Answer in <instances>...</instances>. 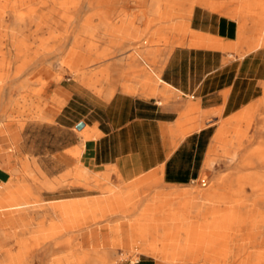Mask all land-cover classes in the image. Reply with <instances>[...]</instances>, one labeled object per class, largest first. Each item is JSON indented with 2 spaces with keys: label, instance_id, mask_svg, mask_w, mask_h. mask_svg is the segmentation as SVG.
<instances>
[{
  "label": "crops",
  "instance_id": "0c3cea01",
  "mask_svg": "<svg viewBox=\"0 0 264 264\" xmlns=\"http://www.w3.org/2000/svg\"><path fill=\"white\" fill-rule=\"evenodd\" d=\"M56 2L25 0L20 5V0H0V41L3 36V41L10 42L17 33L15 28L20 27L15 15L30 6L42 14L37 21L44 30H35L36 25L31 24L27 34L33 30L35 36L50 37V28L66 26L69 20L76 21L75 25L80 20L96 24L93 37L97 44L101 28L109 37L103 44L110 52L97 64L98 76L102 71L108 80L101 88L93 79L87 82L103 96L76 81L49 84L48 113L54 115L60 109L56 123L65 112L75 126L81 121L84 125L65 145L34 152L47 175L27 166L32 178L39 175L40 179L36 185L20 183V201L50 202L55 213L50 210L47 220H54L57 227L44 232L48 243L28 244L25 249L20 245V264H57L58 260L72 264L67 255L77 246L107 251L110 261L121 247L140 253L135 260L127 258L115 264H188L176 262V255L165 250L156 255L143 252L144 248L157 250L153 222L145 223L144 230L126 219L78 226L111 212L102 202L89 205L101 201L106 187H128L127 183L133 182L135 194L144 189L148 198L160 186H191L212 171L224 174L226 193L234 186L245 188L242 201L251 205H243L241 210L248 241L243 257L264 263V0H81L75 19L67 14L74 10L69 7L58 15ZM94 15L96 23L89 21ZM154 35L168 50L159 63L153 56L160 48L148 45ZM137 43L144 44L140 49L153 69L149 70L141 57L132 56L131 45ZM101 55L102 51L88 60ZM7 113L11 114L8 109ZM31 117L48 118L38 111ZM10 118L0 119V132L6 131ZM7 136L16 148L14 131H7ZM17 154L16 149L0 151V170L18 168L20 163L14 164L20 161ZM60 178L82 186L42 199L41 190L52 194V180ZM28 186L36 192L22 188ZM83 186L99 191L85 193ZM120 196L116 192L109 198L113 202ZM125 208L115 204L112 213ZM114 217L116 214L107 218ZM40 227L41 223L31 232L42 235ZM61 255L64 258L57 257ZM163 260L172 262L160 263Z\"/></svg>",
  "mask_w": 264,
  "mask_h": 264
},
{
  "label": "bare ground",
  "instance_id": "6f19581e",
  "mask_svg": "<svg viewBox=\"0 0 264 264\" xmlns=\"http://www.w3.org/2000/svg\"><path fill=\"white\" fill-rule=\"evenodd\" d=\"M24 1L25 0H20V5ZM56 1L58 15H63L64 9L67 7H69L67 9H74L73 11H70L72 14V19H75L79 14V12L75 9L79 8L81 0ZM68 1L69 3H72L71 6L68 4L65 6V2ZM7 4L8 6L9 4L12 6V3ZM36 9L37 8L30 6L26 12L20 10V13L15 15L17 19H20V27L16 28L17 32H20V38L11 37L9 44L10 47H12L16 53L20 55V61L15 63L14 66L16 67L14 68V78L20 74V84L17 86L20 90L25 88L26 91L24 92L35 91L34 88L37 86L31 88L29 87L31 83L29 75L31 72H33V70L38 69V66L41 63H50L51 59L54 57V51H63L64 49V52L60 54V57L57 58L58 63L70 66V62H72L71 57H73L75 65L74 67H77L76 65L79 64L84 53L88 52L90 56L95 57L98 52L101 51L95 40V37H93L96 35L97 31L96 24H91L82 20L77 22V25L73 30V43L71 48L65 49V46H63V44L67 41V28H63L62 31L60 30L59 32L57 28H50V37L49 35L48 37L40 38L29 37L31 33L27 34L26 31L30 28L31 24L36 25L35 30H41L42 32L44 30V27L40 25L41 22L37 21L39 14H42L38 13ZM25 21H28V23ZM66 26L70 27V23H68ZM46 29L47 31L49 30L48 27H46ZM82 35L85 37H82ZM1 37V40L3 41V36ZM57 39H59L61 43L57 44L55 47L48 44L49 41L53 42ZM2 41H0V91L3 89L2 84L4 83L5 79L9 77L8 69L14 62L10 59H5L7 50L4 51V48H2ZM35 42L38 43L34 46L33 43ZM74 71L75 75L79 74L77 73V68ZM22 76L24 77L23 79H21ZM37 77L39 78V76ZM55 79L59 80L60 78L57 75ZM39 80L42 84L46 82H44L42 78ZM34 81H36V79H34ZM155 81L159 82L158 74H156ZM14 89H17L16 86ZM40 89V87L37 88L36 92H38ZM26 95V93L22 94L20 92L21 99L25 98ZM17 96H19V94ZM4 101L2 99L0 100V119L10 118L12 116L10 113H7V107H9L8 105L11 104L13 99L9 98L7 102ZM19 171L20 166L7 171L6 174L0 170V264H20V245H22V248L25 249L28 247V244H31L38 238L39 235L31 231L38 230L39 224L42 221L44 224H46V229H42L45 232H48L50 229L53 230L57 227V224L54 223V220H47L50 210H55L54 205H52L50 202L39 203L32 201H20V196H18V185L14 181ZM45 185H48V183L45 182ZM47 187L48 186H46V188ZM186 187L187 186H169L167 189H158L153 192L151 197H145L143 199L134 198L135 190L133 188L123 186L106 187L100 196L101 201H91L89 205L90 207H95L99 205L100 202H102L104 208L106 210L110 209L111 212L106 216H96L88 221L83 222L82 224H79L78 227L81 229L83 225H91L101 221L126 219L132 225H134L135 228L138 226L139 230H144L143 228L145 223L153 222L156 228L155 231L157 232L155 244L160 246L157 247L155 252L146 250L145 248L143 249V252H149L156 255L158 252L165 250L167 254L176 255L175 257L179 259L176 260V262L188 264H264L248 262L245 260L246 258L243 257L244 248L248 242L246 236L243 234L242 229L245 224L241 215L243 204L241 202H237L239 200L238 198L231 197L229 192L226 193V191L221 192L218 190L220 187L225 188L224 174L218 175L213 180L210 189L204 191L203 193H197L199 192L197 191V187ZM36 190V188H31L30 193L33 194L36 192ZM239 190H241V188L237 189L235 194L240 193ZM116 192L121 193V199L114 197L115 201L112 202V199H110L109 196H112ZM115 204H123L126 206V208L112 213V207L115 206ZM221 205L224 206L225 210L220 212L219 215H214L213 217L208 218L206 221L200 222L201 227L206 229V236L197 237L194 241L195 245L199 246H220V251H216V253L213 251L215 253L214 256H212L213 254L209 250H203V252H201L202 250L200 249L188 246L187 243H190L188 239L185 237H178L179 233L183 236L189 233L188 230L190 228V224L192 223L187 220V217L191 215L197 217L198 215L208 212L209 209L213 210L212 214H214L215 207L218 208ZM232 205H234L236 208L234 214L231 213L230 210ZM41 208L45 209L39 212ZM112 214H116L117 217H114V219H109L110 217L107 218L108 215ZM166 219H172V221H168L166 223ZM140 226H142V229ZM23 232H30L31 234H25L26 236L24 235L22 237L21 233ZM47 237V235L44 236V238ZM9 239L15 241V243L18 245V251L16 253H11L10 247H7L8 242L6 243V241ZM248 239H252V236H250ZM78 249L79 251L74 253V257L79 262L89 261L91 264H100L101 261L110 259V254H108L107 251L81 250L79 247ZM200 254L208 260L198 262V260H194V258L191 257L192 255H195V257L198 255L201 256ZM58 258L61 257L59 256ZM57 262H60V260ZM162 262L168 263L172 261L163 260Z\"/></svg>",
  "mask_w": 264,
  "mask_h": 264
},
{
  "label": "rangeland",
  "instance_id": "374dc122",
  "mask_svg": "<svg viewBox=\"0 0 264 264\" xmlns=\"http://www.w3.org/2000/svg\"><path fill=\"white\" fill-rule=\"evenodd\" d=\"M68 5L71 6L72 3H70ZM68 13H70V10H68L67 14ZM89 21L92 23H96L95 15L91 16L89 18ZM69 22L74 23V25H70V27L69 26H58L57 27L58 32L60 30L62 31L63 28L68 29L67 37H66L67 41H68V45H67V41L63 44V46H65V49L71 48L72 43H73V41H72L73 34L72 33L76 27V25H75L76 21H73V20L70 21L69 20ZM63 25H64V22H63ZM100 30H101L100 31L101 33H100V41L98 42V46H100V48H101L102 55L99 59L92 61V62H89L88 59L90 57V54L88 52H86L83 54L84 58L82 57L79 64L76 65L77 67H74L75 65H74L73 57H71L72 62H70L71 63L70 66L66 65V64L62 65V64L58 63L57 58L60 57V54H62L64 52V49H63V51L62 50L54 51L53 52L54 57L51 59L50 63H47V64L41 63L38 66V69L33 70V72L30 73L29 77H30L31 83H30L29 87L31 88V87L37 86L36 88H34L35 91H32V92L31 91L30 92L29 91L24 92V91H26L25 88H22L21 90L18 88V86H19L18 84H20V77H19L20 74H19V76L14 78V74H15V71H14L15 67L14 66H15V63L20 61V55L17 54L16 51L12 47H10V45H9L10 42L2 41L3 42L2 48H4V51L7 50V52L5 54V59L6 60L10 59L14 62L12 64V66L8 69L9 77H7L5 79L4 83L2 84L3 89L0 91V100L2 99L3 101L5 100L7 102L9 100V98L13 99V102H11L12 104L8 105L9 107H7L8 111L11 112L12 117L9 119V122H7L6 131L0 132V151H6V150H12L13 151L15 149L18 151L17 155L19 156L20 161H17L16 163H14L15 165H18L20 163V171H19L18 175L16 176V178L14 179V181L18 185V196H20V183L29 184V185L30 184L36 185V184H38L39 179H40L38 177L39 175H36V177L33 179L32 178L33 177L32 172L27 171V166H30L32 168L37 167L40 171L44 172V174H46V175L48 174L47 171H43L40 168V166L38 165V163H39L38 156L37 157L34 156V152H38V151L48 152L50 149L55 150V149L61 147L62 145H65L69 141H72L74 139L73 136L78 134V132H77L78 129L76 128V126L74 124V120L70 119V117L69 118L65 117V115L68 116L67 113L63 112L62 114H60L59 119H58V123H56L55 116L59 114L60 109L58 111H56V113L54 115L53 114L50 115L48 113V92H49L48 87H49V84L50 83L66 84V83H70L72 81H76V82L80 83L81 85L92 90V92H94L95 94H97L99 96H103L102 93L96 92V89L90 87L87 83L89 80L91 81L93 79L94 85L98 88V83H99L100 84L99 87L101 88L103 82L108 80L107 74L104 75L102 73V71L100 72L99 76L97 74L98 61H100L102 64L103 59L107 58L108 52H110L107 49L108 46L105 45V48H104V44H103V39H108L109 37H107V34H106V36H104L103 28H101ZM16 32H17V30L15 28V33ZM31 32H32V34H30L29 37H37V38L48 37V35L47 36H40V37L35 36L33 34L36 33L37 31L33 32V30H31ZM17 33L20 35V32H17ZM16 34L14 37L20 38V36H18ZM60 36H62V35H60ZM166 36H169V35H166ZM82 37H85V36L82 35ZM4 38L5 37H3V39ZM152 38H153V42H151L148 45H151L152 47H157V48L159 47L160 48L158 51H156L155 55L153 56L154 60H156L159 63L164 58V56L168 52V50L162 48L164 46V45H162L163 41H159V37L154 35ZM37 43L38 42H35V43H33V45L35 46ZM59 43H61L59 39L54 40L53 42H48L49 45H53L54 47ZM131 46L134 49L132 51V56H136L137 58L141 57L145 61V63L149 66L148 69L149 70L153 69L152 68L153 65L146 58L145 54L140 49L141 46H144V44L137 43L136 45L132 44ZM50 55H52V54H50ZM17 59H19V60H17ZM143 66L146 67L144 64H143ZM76 68L78 69L77 73H79V74L75 75L74 70ZM57 75L60 78L59 80L55 79V77ZM79 75L82 76V79L79 77ZM37 76H39V78ZM11 77H13V78H11ZM23 78L24 77L22 76L21 79H23ZM41 78L44 80V82L45 81L46 82L42 84L39 80ZM34 79H36V81H34ZM15 86L17 89H14ZM39 87L41 89L38 92H36V89ZM99 90L102 92L101 89H99ZM20 92L22 94L26 93L28 95L26 100L20 99ZM16 94L17 95L19 94V96H17ZM10 95H11V97H10ZM154 97H157L158 100L160 98L159 96H154ZM164 100L166 101L167 97ZM36 111L40 112V115H44L48 118L31 117V115L34 114ZM11 130L14 131V133L17 137L16 148L12 147L9 143V140H8L7 131L10 132ZM4 173L6 174L7 172H4ZM214 174L218 176L219 171H217V172L212 171V174L210 173V175H209V173L203 174L194 183V185L187 186L186 188H194V187L196 188L197 187V191H199L197 193H203L204 191L210 189V187L212 186L213 180L217 177V176L213 177ZM221 175H223V174H221ZM52 184H53V190H51L52 194H50L49 190H46V189L41 190L40 194H41L42 199L47 200V199L54 197L56 191H57V195H59V194L64 195L66 193V189H70V188H72V186H75V185L82 186L77 182L67 181V180L62 179V178L57 179V180L53 179ZM127 185H130V186H128V188H133L135 190V185L133 184V182H130L129 184L127 183ZM83 187L85 189L84 191H86L85 193H93V192L99 191L98 189L88 188L85 186H83ZM168 187L169 186H160L158 189H167ZM22 188H24L26 190H30L33 187L28 186V187H22ZM240 188H241V190H239L240 193H237L238 195L235 194L236 190L240 189ZM244 189L245 188H243L241 186H238V187L234 186L232 188H229L228 192L229 193L232 192V194H233L232 197L238 198L239 200L237 202H241L244 205V207L246 208L247 205H251V204H250V202L248 203L246 201H244V202L242 201L243 199L241 198V194L244 193ZM218 190L221 192H224L225 188L220 187V188H218ZM147 192L148 191L141 189L140 194H138V196L135 194L134 198L143 199V198L147 197V195H146ZM252 205H254V207L256 206V204H252ZM233 206L234 205L231 206L230 210H231V213L234 214V211L236 208H235V206L234 207ZM223 210H225L224 206L221 205L218 208L215 207L214 214H212L213 210L209 209L208 212L201 214V215H198L197 217L193 216V215L187 217V220L192 223V224H190V228L188 230L189 233L185 234L184 236L179 233L178 237H183V238L185 237L186 239H188V241L190 242V243H187L188 246L200 249V250H202L201 252H203V250H209L213 254L212 256H214L216 251L221 250L220 246H207V247L204 245L199 246V245H195L194 241L197 237L206 236V234H205L206 229H203V227H201L200 222H204L208 218L213 217L214 215H219L220 212H222ZM202 216H204V217H202ZM25 218H26V216H25ZM168 221H172V219H166L165 220L166 223ZM40 228H42V229L45 228L43 221L41 222ZM40 232L42 233V235L38 236V238L35 241H33L31 244H33V243H48L50 241V239L44 238V232L45 231L41 230ZM37 234H38V231H37ZM24 235L25 234L21 233L22 237ZM26 235H29V234H26ZM7 242H8L7 247H10L11 253H16L18 251V245L15 243V241H12L11 239H9L6 241V243ZM159 246L160 245H157V247H159ZM78 251H79V249L77 247V249L73 250L71 253L68 252L67 262H70V258H71L72 264H91V263H89V261H84V262L77 261L74 257V253L78 252ZM213 251H215V253ZM116 252H118V254H116V256H114L111 259V261L108 259L107 260L105 259V260L101 261L100 264H115V263H119L121 260H125L127 258H131L132 260H135V258L140 255V253H138L136 250H132V251L127 252V250H125L124 247H121V250L116 251ZM23 253H25V252H23ZM57 257H59V256H57ZM60 257L64 258V255H61ZM191 257L194 258V260H198V262L208 260V259H205L202 255L201 256L198 255L196 257H195V255H192ZM61 263H63L62 260L60 262H57V264H61ZM160 263H162V261H160Z\"/></svg>",
  "mask_w": 264,
  "mask_h": 264
},
{
  "label": "water",
  "instance_id": "95a60500",
  "mask_svg": "<svg viewBox=\"0 0 264 264\" xmlns=\"http://www.w3.org/2000/svg\"><path fill=\"white\" fill-rule=\"evenodd\" d=\"M83 125H84V122L81 121V122H79V123L76 124V128L77 129H80V128L83 127Z\"/></svg>",
  "mask_w": 264,
  "mask_h": 264
}]
</instances>
